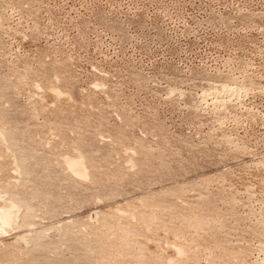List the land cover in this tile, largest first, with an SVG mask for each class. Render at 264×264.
<instances>
[{
  "label": "rangeland",
  "instance_id": "1",
  "mask_svg": "<svg viewBox=\"0 0 264 264\" xmlns=\"http://www.w3.org/2000/svg\"><path fill=\"white\" fill-rule=\"evenodd\" d=\"M0 135V264H264V0H0Z\"/></svg>",
  "mask_w": 264,
  "mask_h": 264
},
{
  "label": "bare ground",
  "instance_id": "2",
  "mask_svg": "<svg viewBox=\"0 0 264 264\" xmlns=\"http://www.w3.org/2000/svg\"><path fill=\"white\" fill-rule=\"evenodd\" d=\"M225 88L226 87H224V89ZM226 90H228V89L226 88ZM232 93H233V91H232ZM0 136H2V135H0ZM1 138L3 139V137H1ZM65 165L71 171V173L74 175V177H78V179L79 178L84 179L86 173H85V169L83 167L81 160L69 159V160L65 161ZM0 198H1V195H0ZM19 215H20V209L14 202H9L8 204H6L4 206H0V234H2V235L8 234V230H10V229H12V231H13V227L16 226ZM19 239L21 240V238H19ZM13 240H11V241H13ZM24 240L26 241V239H24Z\"/></svg>",
  "mask_w": 264,
  "mask_h": 264
}]
</instances>
